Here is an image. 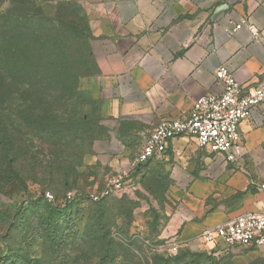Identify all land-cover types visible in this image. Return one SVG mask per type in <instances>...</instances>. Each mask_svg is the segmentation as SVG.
Here are the masks:
<instances>
[{
    "label": "rangeland",
    "instance_id": "1",
    "mask_svg": "<svg viewBox=\"0 0 264 264\" xmlns=\"http://www.w3.org/2000/svg\"><path fill=\"white\" fill-rule=\"evenodd\" d=\"M97 46L79 4L0 0V255L10 249L25 264L43 257L39 264H146V258L155 264L153 255L184 256L169 264H264L258 250L241 247L211 248L193 240L176 250L166 247L176 236L166 237L164 228L183 208L173 186L189 183L188 176L177 180L176 170L204 168L209 157L199 150L178 160L156 155L135 170L139 138L121 157L99 152L97 143L114 136L117 124L103 113ZM126 155L132 157L121 163ZM118 172L130 192L91 202L89 195ZM42 188L74 199L58 215L31 208L12 216L14 201ZM99 205L114 222L108 240L93 224ZM46 216L69 227L53 225L65 241L64 256L44 252ZM99 241H114V247Z\"/></svg>",
    "mask_w": 264,
    "mask_h": 264
},
{
    "label": "crops",
    "instance_id": "2",
    "mask_svg": "<svg viewBox=\"0 0 264 264\" xmlns=\"http://www.w3.org/2000/svg\"><path fill=\"white\" fill-rule=\"evenodd\" d=\"M70 1L80 5L98 42L103 113L117 124L116 134L96 145L105 156L125 155L128 143L139 138L143 144L159 121L184 118L197 97L221 93L214 76L219 66L229 68L245 92L264 81V41L247 24L230 32L241 18L264 28V0ZM239 132L243 155L227 166L215 163L193 138L169 141L161 155L178 160L196 157L199 150L209 159L204 168L176 170L177 180L188 176L189 183L173 186L183 208L163 235L202 244L205 228L243 212L264 213V103L241 121ZM241 248L258 250L264 263V247Z\"/></svg>",
    "mask_w": 264,
    "mask_h": 264
},
{
    "label": "built area",
    "instance_id": "3",
    "mask_svg": "<svg viewBox=\"0 0 264 264\" xmlns=\"http://www.w3.org/2000/svg\"><path fill=\"white\" fill-rule=\"evenodd\" d=\"M247 24L254 37L264 41V28L257 29L248 20L241 18L231 28V33ZM214 76L222 83L219 94H203L194 100L188 115L180 119H163L145 138L140 150L131 161L132 166L161 155L167 149L170 140L179 137H190L195 140L196 147L217 163L227 166L238 162L242 155V139L239 124L246 119L250 111L264 103V81L255 88L245 92L233 72L219 66ZM264 188V185H261ZM131 186L124 175L118 172L110 177L104 187L89 195L91 201H98L108 196L128 194ZM72 194H67L63 202L70 201ZM44 198L51 202L53 195L45 191ZM204 245L216 247H264V213L247 211L237 214L222 223L205 228L199 235ZM181 242L171 237L165 242L167 248L176 250Z\"/></svg>",
    "mask_w": 264,
    "mask_h": 264
},
{
    "label": "trees",
    "instance_id": "4",
    "mask_svg": "<svg viewBox=\"0 0 264 264\" xmlns=\"http://www.w3.org/2000/svg\"><path fill=\"white\" fill-rule=\"evenodd\" d=\"M58 1L64 2V3L77 4L76 2L70 1V0H58ZM0 146H3L5 148L4 143H2V139H0ZM150 159H148V160H150ZM142 163H144V162H142ZM142 163H138L134 169L136 170L139 167V165H141ZM10 165L11 164L8 163L7 168H11V170L14 171L13 165L12 166H10ZM44 190L45 189H43V188L37 189V190H35V193H33V195H31V197L24 196V197H21L20 200L14 201L12 203V206H13L12 216L18 215L22 211L24 214L25 212H27L31 208L45 209V211H47L49 208L51 210L52 215H54V214L58 215V213L64 209H66V207H68L74 199V197H72V199L70 201L63 202L61 200L62 198L60 199L58 197L57 193H55L53 191L52 195H53L54 199H53V201L49 202L44 198V193H45ZM105 198H107V197H105ZM102 199H104V198H102ZM102 199H100L98 201H91V199H90V201L97 203V202L101 201ZM0 216H1V212H0ZM3 216H5V215H3ZM93 216H94V219L92 218L93 224L96 225L99 230H101V232L99 233L100 234L99 237L102 238L103 240L110 239L111 238L110 237V235H111L110 230H111V227H112L114 222L111 218L108 217L107 207L105 205L97 206ZM31 221L32 220H30V221L27 220V223L30 224ZM56 223H58V226L61 227V229L69 228L67 226L66 222L59 223L58 221H53L52 219H49L48 216H46V224H45L44 230L43 229L42 230H43L44 238L49 240V241H45V243H44V252L45 253H46V251L51 252V253H53L54 256L57 257V256H64L63 249L61 247L65 245L64 244L65 241H59L58 237L60 236V233H58L57 230L54 228V226H55L54 224H56ZM51 226H53V227H51ZM95 242H97V241H95ZM99 243L101 245H105L107 249H110L112 246L114 247V241H99ZM141 243H143V242L141 241ZM152 258H153V261L155 262V264L156 263L169 264L170 261L183 260L184 256L183 257L178 256V257L171 259V258H165L164 256H161V255H153ZM45 260H46L45 257L40 258V259L37 258V259H34L33 261H31L30 263L31 264H39L40 262H43ZM146 260H147L146 264H148L149 258H146ZM197 262H199V261H197ZM0 264H25V261L20 262L19 259H16L15 257H13L12 251L10 249H7L4 254L0 255Z\"/></svg>",
    "mask_w": 264,
    "mask_h": 264
}]
</instances>
